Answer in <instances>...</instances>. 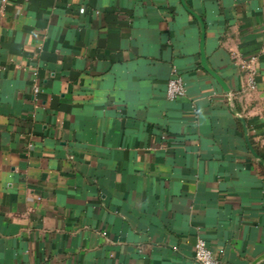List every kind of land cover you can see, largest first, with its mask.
Segmentation results:
<instances>
[{
  "label": "crops",
  "instance_id": "0c3cea01",
  "mask_svg": "<svg viewBox=\"0 0 264 264\" xmlns=\"http://www.w3.org/2000/svg\"><path fill=\"white\" fill-rule=\"evenodd\" d=\"M173 66L185 94L169 100ZM247 140L264 159V0L0 12V264H197L198 238L227 264H264Z\"/></svg>",
  "mask_w": 264,
  "mask_h": 264
},
{
  "label": "built area",
  "instance_id": "2783aa9c",
  "mask_svg": "<svg viewBox=\"0 0 264 264\" xmlns=\"http://www.w3.org/2000/svg\"><path fill=\"white\" fill-rule=\"evenodd\" d=\"M10 0H0V12H3L6 4ZM255 56L251 55L247 60H243L240 67L245 69L248 74V88L254 90L256 85L252 75L254 72L253 63ZM34 88V92H38ZM185 94V83L181 73L174 66L170 70V76L166 83V96L169 100H175ZM194 259L197 264H227L225 261L218 259L215 250L202 238H198L194 243Z\"/></svg>",
  "mask_w": 264,
  "mask_h": 264
},
{
  "label": "water",
  "instance_id": "95a60500",
  "mask_svg": "<svg viewBox=\"0 0 264 264\" xmlns=\"http://www.w3.org/2000/svg\"><path fill=\"white\" fill-rule=\"evenodd\" d=\"M198 19H199V18H198ZM201 25H202V24H201ZM201 36L203 37V29H202V35H201ZM200 51H201V63H202V65L206 68L205 58H204V54H203V50H202V41H201ZM208 71H209V72H210V73L216 78V80H217V81L219 82V84L222 86V88H223V90L225 91V93H228V92H229V89H228V87L226 86V84L223 82V80L219 77V75H218L216 72H214L213 70L208 69ZM240 120H241V122H242V124H243V129H244V132H245V134H246L247 132H246V127H245V125H244V121H243L242 118H240ZM246 139H247V134H246ZM247 144H248V147H249V149L251 150L252 154H253L256 158H258L260 164L264 166V159H262V158H260L259 156H257V154H256V153L254 152V150L252 149V147H251V145H250V143H249L248 140H247Z\"/></svg>",
  "mask_w": 264,
  "mask_h": 264
}]
</instances>
